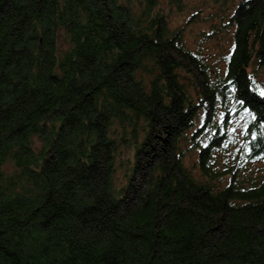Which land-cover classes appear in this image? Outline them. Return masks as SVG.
<instances>
[{
  "label": "trees",
  "instance_id": "obj_1",
  "mask_svg": "<svg viewBox=\"0 0 264 264\" xmlns=\"http://www.w3.org/2000/svg\"><path fill=\"white\" fill-rule=\"evenodd\" d=\"M0 264H264V0H0Z\"/></svg>",
  "mask_w": 264,
  "mask_h": 264
},
{
  "label": "rangeland",
  "instance_id": "obj_2",
  "mask_svg": "<svg viewBox=\"0 0 264 264\" xmlns=\"http://www.w3.org/2000/svg\"><path fill=\"white\" fill-rule=\"evenodd\" d=\"M187 36H189V37H190V32H188V33H187Z\"/></svg>",
  "mask_w": 264,
  "mask_h": 264
}]
</instances>
